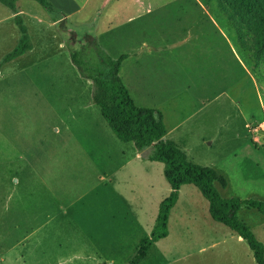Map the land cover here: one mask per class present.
Returning <instances> with one entry per match:
<instances>
[{"label":"rangeland","instance_id":"374dc122","mask_svg":"<svg viewBox=\"0 0 264 264\" xmlns=\"http://www.w3.org/2000/svg\"><path fill=\"white\" fill-rule=\"evenodd\" d=\"M70 1L81 7L85 4L88 6L83 14L70 22L45 23L41 32L38 18L44 15L48 18L59 17L69 10L71 4L62 5L61 0H50L55 11L49 14L34 1L20 0L19 8L26 9L27 13L26 16L22 15V20L35 50L0 67V253L6 251L7 246L20 242L5 253L3 264H57L64 259L67 260L61 264H126L137 248L136 239L141 235L144 237V232L156 220L157 205L170 189L163 175V164L142 159L127 163L135 151L133 144L123 143L115 137L94 104L97 119L103 125L104 133L109 136L108 144L116 155L113 165H125L115 175L110 173L111 169L97 174V168L85 164L75 151L70 152L69 158H60L63 165L60 170L54 168L55 175H50L48 182L56 188H63L64 185L68 187L75 201L84 196L82 203L85 204V210L75 224H70L59 215L58 200L44 196L46 193L41 191L42 184L35 170L27 165L25 156L36 162L38 158L51 157L58 150L57 143L53 141L55 130L60 121L72 120L70 117L73 113L67 111L78 105L70 104L73 101L70 95H79L82 100L91 99V82L80 77L69 58L67 45L75 43L72 32L76 35V50H80L85 36H98L103 27L120 22L116 21L115 12L124 9L120 8L121 5L129 12H140L149 6L153 11L150 18L153 22L157 20L158 25L153 42L164 45L167 38L165 32L175 34L178 32L177 25L182 24L174 22L177 8L197 7L193 0ZM200 2L211 9L222 27L231 32V37H235L226 19L217 10L216 1ZM10 13L8 8L0 4V62L16 46L19 37ZM221 41L216 38L203 46L177 49L174 54L182 63L170 64L169 71L166 55H152L143 62L145 80L138 79L136 60L130 56L123 64L120 76L135 104L144 108H154L170 92L178 90H190L197 106H202L201 102L207 105V101L219 92L213 104L215 112L212 113L211 107L206 106L201 114L202 119L210 116L211 120L202 127H195L187 137L180 132L188 144L179 146L191 161L210 166L224 176L226 188L215 184L221 197L264 202V63L258 66L252 63L250 77L240 67L234 66L232 53L227 52V47ZM98 43L99 54L112 58L133 50L131 47L122 48L123 45L117 44L111 33L102 42L98 40ZM234 43L238 52L243 53L236 40ZM176 47L172 46L174 50ZM98 52L92 50L94 55ZM46 53L48 55L45 56ZM90 56L94 58L92 54ZM52 89L59 90L60 99L57 92L55 95L49 93ZM66 104H70V107ZM160 111L164 113L168 130V105ZM246 124L251 125L246 128ZM64 147L66 145L61 144V151H65ZM105 200L107 205L101 204ZM133 200L146 201L149 222L141 220V227L129 237L127 229L132 228L129 223L131 215L123 212L122 203ZM81 207L82 204L78 203L74 208L81 211ZM100 210L110 218H102L104 223L110 222L108 227L121 222L122 218H125L126 227L124 241H119L121 244H116L118 241L103 244L102 252L92 248L85 238L90 218ZM249 210L256 216L260 215L257 210L242 207L238 218L247 220ZM112 213L115 217L113 223ZM171 217L172 237L175 239L180 232L187 234L184 253L197 244L198 229L207 227V219L212 221L208 202L193 185L183 186L180 203ZM46 218L50 220L46 222ZM91 224L95 234L98 224ZM215 225L229 231L221 224ZM94 239L97 245L103 240L100 235ZM174 239L160 244L158 252L151 250L142 264H168V247H172Z\"/></svg>","mask_w":264,"mask_h":264},{"label":"crops","instance_id":"0c3cea01","mask_svg":"<svg viewBox=\"0 0 264 264\" xmlns=\"http://www.w3.org/2000/svg\"><path fill=\"white\" fill-rule=\"evenodd\" d=\"M19 1L17 2V10L21 17L22 15L26 16V9L19 8ZM61 1L63 3L62 5L66 3L71 4L69 10H65L61 15V17H63L62 20L67 22H70L76 16L83 14L86 7L88 6L87 4H85L81 7L80 5H77L70 0ZM89 1L91 0H87V3ZM193 1L196 3L194 4L197 7L191 8L190 6H188L186 8H177L178 12L174 15V22L182 24L177 25L178 32L175 34H169V31L165 32L167 34V38H165L164 45L162 43L153 42L155 41V29L158 25L157 20L153 22V20H151L150 18L153 14V11L149 6L145 9L143 8L142 10H140V12H138L139 10H137L136 12H129L123 5H121L120 8L124 9L115 12L116 21L120 22H116L117 24L113 22L116 24L114 28H110L112 25H115L112 23L110 24L111 26L103 27V30L100 32V34L94 37L102 42L104 37L111 33V35L113 34L115 38V42L117 44L123 45L122 48L131 47L133 50L129 51L128 53L121 54L125 55L126 58L122 62L120 70L123 64L130 58V56H132L136 60L135 64H137V71L139 75L138 79H146V72H144L143 70V62L144 60H149L148 58L152 55L157 53H163L164 55H166L168 57L169 71L170 64H173L175 62H179V64L182 63L181 61H179L178 56L174 54L177 49H180L184 46L191 47L192 45L203 46L209 40H214L216 38H218V40L220 41H223L222 44L227 47V52L229 51L230 53H232L234 57V66L240 67L242 70L247 72L250 77H252V61L248 53L244 51L243 53L238 52L237 47L234 43L236 40V36L231 37V32H227L226 28L222 27L221 21L219 20L218 22V19H216L215 15H212L211 9L204 7L200 0ZM9 16L11 19H13L14 14L11 12ZM37 21L39 24H41V26L39 27L41 32L45 28V23L56 24L51 20V18H48V16L46 17L45 15L42 16L41 19L38 18ZM168 28L169 27H167V29ZM150 43L152 45H150ZM172 46L177 47L174 50ZM34 48L35 46H33V51L35 50ZM46 55H48V53H46L45 56ZM240 90H243V88H240ZM55 92L58 93L57 96L60 99L59 90L52 89L49 93L55 95ZM219 95L220 94L218 92L217 96H213V98L208 100L207 105L203 104L204 102H201L202 106H197V104H194L193 102V99L195 97L190 92V90H188V92L186 90L170 92L167 97H165L160 103L158 102L154 106L155 109H158L160 111L162 107L168 105V118L170 119V124L168 126V130H166V135L164 138L173 141L178 145L188 144V140L183 139L180 132H182L185 136L187 134L190 135L195 127H202L205 122H209V120H211V117L208 116L207 119H202V111L206 106H208L211 107L210 111L212 113L215 112L216 108L213 104L216 102V97H218ZM70 98H73V101H71L70 104L78 105L69 108V110L67 111L73 113V115L70 117L72 120H68L65 122L60 121L59 126H57L58 128L55 130L56 135L54 136L53 141L54 143H57L58 150L54 151L51 157L47 155L46 157L44 156L42 158H38V160L36 159V162H34V160L29 156H25V159L27 165L31 169L35 170V173L42 184L41 191H43V194L46 193L44 196H51L54 200H58L59 203L57 204V211L59 212V215L62 216L64 220L73 225L76 223V220L80 218V214H82V212L85 210V204L82 203V199L84 198V196H80V198L75 201L72 195H70V189L68 187L64 185L63 188H60L59 186H57L56 188V186H51V183L48 182L50 175H55L54 168L58 170L61 169L60 166L63 164L60 163V160H62L60 158H69L70 152L75 151V154L80 156L79 159H83L85 161V164L87 163L88 165H92V167L97 168V174H102V171L111 169L110 173L112 172V175H115L124 167L125 164L122 165L123 163H121L117 167L113 165L116 155H114V152L111 150L108 144L109 136L107 137V135L104 133L105 129L103 128V125L101 124L99 118L97 119L98 115L95 112L94 105H92L91 103V99L82 100L79 95L76 94L70 95ZM70 104H66L67 107H70ZM160 112L163 115L164 121V113L162 111ZM237 113L239 114L240 111L237 110ZM190 124H193V127H191ZM250 125L246 124L245 127L248 128L250 127ZM80 133H84L85 135H80ZM61 144L66 145V147H64L65 151H61ZM133 159H141L140 155L137 154L136 151L133 152L132 158L130 160H127V163H130V161H132ZM55 161L57 163H55ZM109 166H112L113 168ZM106 175L107 174H103V176ZM56 180L58 181V174ZM108 182L111 183V181L109 180ZM182 188L183 186L180 188L178 200L169 214L168 236L155 243L154 246L149 250L146 258L148 257L151 250L158 252L160 244L174 239L172 237L171 229V214L180 203ZM170 191L171 189H169L168 195ZM162 200L163 199L159 201V204ZM145 202L146 201L144 200H138V202L133 200L127 203L123 201L122 203L123 212L126 215H131L129 223L132 225V228L127 229L129 237L136 229L141 227V220L149 222V217L146 216L147 212H149V209L147 211ZM78 203L82 204L81 211H77L74 208L76 205H78ZM107 203L108 202L105 200L101 204L107 205ZM157 206L159 208V205ZM239 212H241V210ZM102 218L110 219L109 217L103 215V210H100V212L96 216L90 218L87 224L88 234L85 237L90 242V246L95 249L97 248L100 252L103 251V244L109 245L110 242L115 241H118L116 244H121L122 242L119 241H124L126 233V231H124V229H126L124 222L125 218H122L121 222H116V225H110V227H108L110 222L104 223ZM47 220H50V218H46V222H48ZM111 220V223H113V221L115 220L114 213L111 214ZM207 220V227L198 229L199 232L196 234L197 244L192 249H188L189 251L186 253H184L185 250L183 248L187 245V243L184 242V240L187 239V234L180 232L176 235V238L172 240V247H168V264H181L183 262H185V264H256L251 250L249 249L248 245L242 240V238H240L236 233H234L227 227L226 228L229 231H227L226 229H221V227L215 225L220 223H217L212 219L211 220L214 223H212V221H210L209 219ZM153 221L154 222L150 224V228H148L146 232H144V237L143 235H141L136 239V246H138L143 238L150 235L151 231L154 228L156 220L154 219ZM241 221L245 223L253 231L256 238L264 244V215L260 214L259 216H256L252 211L249 210L247 213V220ZM91 223L98 224V230L95 234H93V231L91 230ZM145 225L146 227H148L147 224ZM99 235L101 238H103V240L100 245H97L95 244L96 240L94 239V237ZM25 237L26 236H24L23 238ZM19 244L20 242L12 246H7L5 248L6 251H2L3 253H0V264H3L5 262V253H8V251L14 249ZM170 255H172V257H169ZM66 260L67 259L59 260L57 264H61Z\"/></svg>","mask_w":264,"mask_h":264},{"label":"trees","instance_id":"16d2710c","mask_svg":"<svg viewBox=\"0 0 264 264\" xmlns=\"http://www.w3.org/2000/svg\"><path fill=\"white\" fill-rule=\"evenodd\" d=\"M18 1L0 0V4L14 14L13 20L19 32L17 45L3 57L0 67L25 56L33 49L28 29L17 10ZM31 1L38 3L49 14L55 11L50 0ZM215 1L218 11L234 31L240 49L250 54L254 65L263 64L264 0ZM51 18L55 23L66 22L61 16ZM72 35L75 43L67 45L69 58L80 77L91 82V103L98 106L103 119L118 140L132 143L142 160L163 164V175L171 189L169 195L159 204L153 230L140 241L134 255L126 264H141L154 244L168 236L169 214L178 200L180 188L185 185L196 187L208 202L211 219L242 238L251 250L256 264H264V244L238 218L242 207L255 209L264 215V202L221 197L215 184L226 188L227 181L224 176L210 166L191 161L178 144L164 138L166 128L163 115L158 109L139 107L135 104L119 75L126 56L112 58L99 54L98 40L90 35L85 36L81 41L83 46L76 50V35L73 32ZM92 50H96L97 55H94ZM91 54L94 58H91Z\"/></svg>","mask_w":264,"mask_h":264}]
</instances>
